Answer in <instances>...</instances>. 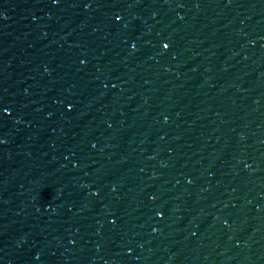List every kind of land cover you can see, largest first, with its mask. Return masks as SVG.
I'll return each instance as SVG.
<instances>
[{
  "label": "water",
  "instance_id": "obj_1",
  "mask_svg": "<svg viewBox=\"0 0 264 264\" xmlns=\"http://www.w3.org/2000/svg\"><path fill=\"white\" fill-rule=\"evenodd\" d=\"M0 264H264V0H0Z\"/></svg>",
  "mask_w": 264,
  "mask_h": 264
},
{
  "label": "clouds",
  "instance_id": "obj_2",
  "mask_svg": "<svg viewBox=\"0 0 264 264\" xmlns=\"http://www.w3.org/2000/svg\"><path fill=\"white\" fill-rule=\"evenodd\" d=\"M165 47H167V46H165Z\"/></svg>",
  "mask_w": 264,
  "mask_h": 264
}]
</instances>
